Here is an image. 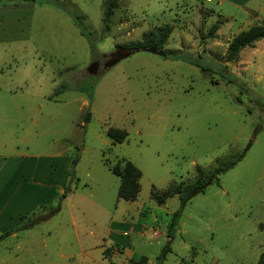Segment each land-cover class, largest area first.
<instances>
[{
    "label": "rangeland",
    "instance_id": "1",
    "mask_svg": "<svg viewBox=\"0 0 264 264\" xmlns=\"http://www.w3.org/2000/svg\"><path fill=\"white\" fill-rule=\"evenodd\" d=\"M105 2L0 4V164L22 160L15 179L33 190L62 187L50 203L4 222L0 264H108L111 222L130 225L120 247L104 250L117 252L113 264L138 256L256 264L264 251V38L235 61L226 51L238 32L264 24V0H118L106 25ZM164 24L173 58L138 51L104 67L120 45ZM87 82L91 99L77 89ZM109 127L124 129L125 140L113 142ZM122 158L141 173L134 201L117 198L109 167ZM199 170L218 183L191 197L170 232L179 197L159 203L151 190L193 186Z\"/></svg>",
    "mask_w": 264,
    "mask_h": 264
},
{
    "label": "trees",
    "instance_id": "2",
    "mask_svg": "<svg viewBox=\"0 0 264 264\" xmlns=\"http://www.w3.org/2000/svg\"><path fill=\"white\" fill-rule=\"evenodd\" d=\"M14 0H0V4H4L5 2H10ZM118 0H106L104 10H103V23L106 25L108 22L109 17L113 13L114 9L117 7ZM70 14V13H68ZM74 18V22L76 25L78 23L76 22L77 17L72 15ZM222 24V22H218ZM219 26L214 25L210 29V34L214 33L216 30H218ZM172 32V27L169 24H164L161 26H157L152 30L145 31L142 33L140 40L133 42L129 45H120L119 48L124 49H135V48H142V47H153L157 50H162L165 52V57H171L173 58V54L169 51H165V45L168 41V38ZM81 34L84 35V33L81 31ZM264 38V24H256L250 26L246 30H242L238 32L236 35H234L230 41L228 42L227 51H226V57L229 62L235 61L238 59L240 51L245 47H253L255 42L261 40ZM93 84L94 82L90 83L87 82L81 86H78V90L83 91L87 94L89 99L92 97V90H93ZM68 87L67 83L60 84L55 90L54 95H58L62 91H64ZM90 119L89 112L84 116V121L88 122ZM106 135L115 143H120L125 140L127 136V132L124 129L116 128V127H109L106 130ZM228 168V167H227ZM111 172L116 175L119 178V185L117 189V198L123 199L125 201H134L136 200L140 185H139V178H140V170L129 160L122 158L120 162L114 164L113 166L109 167ZM225 170V168L216 169L215 170V176L217 174L222 173ZM200 171V170H199ZM214 176L209 178H204L202 176L201 171L198 173L196 183L193 186L189 187H183L181 188L179 185H176L174 183H170L168 187L161 193H159L157 190H154L152 188L151 194L153 197L159 202L163 203V201L169 197L170 195H178L180 204L179 208L173 213L172 220L169 225V231L171 232L173 228L176 226L182 209L185 206V204L193 197L194 195L198 193L204 192V188L207 187L212 182L218 183L217 177ZM70 188L67 187L63 195L67 191H69ZM33 223H29L26 226H31ZM7 234L1 235L0 240L4 237H6ZM147 257L140 256L138 259H129L128 264H147ZM256 264H264V251L259 255L258 260Z\"/></svg>",
    "mask_w": 264,
    "mask_h": 264
},
{
    "label": "crops",
    "instance_id": "3",
    "mask_svg": "<svg viewBox=\"0 0 264 264\" xmlns=\"http://www.w3.org/2000/svg\"><path fill=\"white\" fill-rule=\"evenodd\" d=\"M250 1V0H245ZM1 10L7 11V9L10 8V4L4 3ZM0 6V7H1ZM0 10V11H1ZM0 14H4L1 13ZM219 29V28H218ZM9 157V156H8ZM15 164H10V157L5 160L2 164H0V228L3 227L4 222L10 221V219L14 218L17 215V218L20 214H26L27 212H31L34 208L42 203H50L55 198V193L58 192V190H61L62 187L60 185V189L57 187L59 185L52 184V183H45L44 185L36 183L37 185H33L32 187L38 186L36 190H33L30 188V185L24 186L23 180L21 179H15L16 174L21 170L22 172V160H19ZM51 193L50 197L46 196L45 194ZM114 225V226H113ZM130 225L126 223H118V222H111L110 228L107 233V239L110 240V245L105 246L103 245V259L107 260L108 264H113L112 260L113 257L117 255V252L114 251L110 256H104V250H106L108 247L111 248L110 251H113L114 249L120 247L122 243V236L125 234L127 235L128 232L125 229L122 230L124 227L129 228ZM113 227H117V229L122 230L121 233L119 231H113ZM123 234V235H122ZM108 248V249H109ZM138 257H132L130 259H138Z\"/></svg>",
    "mask_w": 264,
    "mask_h": 264
},
{
    "label": "water",
    "instance_id": "4",
    "mask_svg": "<svg viewBox=\"0 0 264 264\" xmlns=\"http://www.w3.org/2000/svg\"><path fill=\"white\" fill-rule=\"evenodd\" d=\"M138 51H143V52H148L160 56H164L165 52L162 50H157L156 48L153 47H142V48H135V49H124V48H118L114 52L109 54V58L106 62H104V67H110L119 60L128 57L129 55L133 54L134 52ZM97 67L95 66V63H91L88 67L87 70L89 72L95 71ZM78 156L74 160V163L76 162Z\"/></svg>",
    "mask_w": 264,
    "mask_h": 264
},
{
    "label": "flooded vegetation",
    "instance_id": "5",
    "mask_svg": "<svg viewBox=\"0 0 264 264\" xmlns=\"http://www.w3.org/2000/svg\"><path fill=\"white\" fill-rule=\"evenodd\" d=\"M93 63H95V66L98 67V65H99L98 62H93Z\"/></svg>",
    "mask_w": 264,
    "mask_h": 264
}]
</instances>
